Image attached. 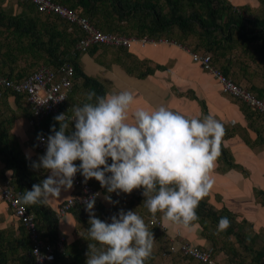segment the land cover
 I'll return each mask as SVG.
<instances>
[{
	"label": "clouds",
	"instance_id": "clouds-1",
	"mask_svg": "<svg viewBox=\"0 0 264 264\" xmlns=\"http://www.w3.org/2000/svg\"><path fill=\"white\" fill-rule=\"evenodd\" d=\"M134 100L129 91L100 96L92 90L86 93L85 103L71 108V116L57 115L59 130L52 126L45 154L32 165L51 174L25 190L21 203L46 204L62 189L71 188L79 172L86 181H99L109 193L131 194L143 188V205L151 213V223L157 213L172 224L198 222L199 204L215 183L223 123L211 113L202 119L189 118L166 106L131 112ZM38 139L44 141L42 135ZM76 161L81 163L76 165ZM106 199L112 202L111 196ZM94 207L93 197L87 202L86 264H146L156 239L144 218L136 211L121 210L109 223L96 217ZM230 224L227 217H221L218 230L225 231Z\"/></svg>",
	"mask_w": 264,
	"mask_h": 264
},
{
	"label": "crops",
	"instance_id": "crops-1",
	"mask_svg": "<svg viewBox=\"0 0 264 264\" xmlns=\"http://www.w3.org/2000/svg\"><path fill=\"white\" fill-rule=\"evenodd\" d=\"M227 2L238 14L259 11L260 7L264 5L261 0H227ZM25 6L26 4L20 2V7L28 11L26 9L28 7ZM28 14L29 11H19L16 16H19L20 19H9L7 23V28L11 32L6 34V43L0 51V75L21 77L44 65L43 63L46 61L45 54L43 50H39L38 45H34L30 50L29 44L32 43L29 42L27 50H21L19 56L10 45L12 40L10 34H13L14 28L16 32L20 30L21 23ZM21 29L26 28L22 27ZM179 31L183 33L179 34L180 38L179 36L175 37L179 42L171 40L172 43L168 44L167 40L166 43H145L144 45L135 42L129 49L100 45V47L92 50L93 52L80 54L79 61L87 76L94 77L102 83L105 94L121 91L131 92L135 97L131 112L141 108L151 111L160 106H166L170 110L177 111L189 118H201L203 111L198 100L204 101L207 114L211 113L224 125L225 135L221 144L227 148L228 154L231 156L230 162L233 163L228 165L223 159H218L213 172L215 183L205 197L207 202L216 208L227 207L234 216L236 223L246 221L243 224V231L249 230V234L256 238L254 241H250V244L246 241L247 245L252 246L251 248L256 251H262L264 242L260 236L264 239V205L261 203V197L255 196L254 190L264 192V144L261 142L264 139V117L252 109V112L246 117L242 107L245 108L244 106L247 105L222 90L217 78L202 64L192 60V50L186 47L184 41L186 31L181 29ZM150 39L155 41L157 38L151 37ZM158 39L165 40L167 38L159 37ZM228 41L226 43L231 47ZM231 49L233 48L231 47ZM231 49L227 50L226 55L219 57L224 61L227 58L226 63L223 62L226 64L223 67L228 68L230 77L234 76L237 79L238 75L232 68L235 62L230 63L228 60ZM201 51L205 50L201 48L198 53L201 54ZM40 62H42L41 65ZM157 65H161L163 68L158 69ZM149 67L155 68V71L143 75ZM261 78L255 76L254 79L261 80ZM80 80L78 79L79 87L76 89L75 86L72 87L73 90L70 93V95L75 94L74 101L79 96L78 92L81 95L88 93L87 88L80 83ZM4 98L1 100L5 102ZM6 100V107L10 108L11 111V115L7 117H13L8 130L10 135L15 138L16 144L27 158L34 161L39 159L42 154L36 147L38 135L36 133L35 137L36 130L29 125L27 120L30 115L28 104L18 100L13 95L7 96ZM68 108L71 107L68 106ZM51 120L49 119V122L45 124L47 129L53 125ZM259 121L262 125L257 124ZM0 170L1 176L3 174L10 175L12 171L5 167V163L1 162ZM34 172L32 167L30 173L38 184L51 174L50 171H47L40 178ZM79 175L85 180L81 173ZM95 187H101L104 191V187L101 185ZM72 190V187L62 189L59 196L50 198L46 204L55 211L57 206L72 193ZM106 197V195L100 196L96 204L103 207L108 206L111 202ZM7 207V203L0 200V228H6L11 223V218L7 217ZM96 207L95 205L93 209L95 214L98 213ZM82 211L85 216L84 219H87L89 223L90 213L87 210V205L82 207ZM162 222V227L165 228L170 240L189 241L200 247L212 246V242L202 235V227L197 222L189 226ZM83 227L72 212L66 213L58 221V233L64 236V242L71 244L76 241L77 250L80 249L82 253H87L85 246L88 245L89 240L87 239L88 236L85 235L88 234V230ZM13 231L17 233L14 228ZM234 240H236L235 237ZM237 244V242L230 243L228 253L225 250H217L219 252L217 254L215 251L218 261L219 256L220 258L227 257L229 263L230 258H233L234 261H231V264H237L235 263L237 260L241 262L245 258L240 253V250L244 249L251 254V263H263V261L258 262L253 249L250 251ZM231 248L235 249V252Z\"/></svg>",
	"mask_w": 264,
	"mask_h": 264
},
{
	"label": "trees",
	"instance_id": "trees-1",
	"mask_svg": "<svg viewBox=\"0 0 264 264\" xmlns=\"http://www.w3.org/2000/svg\"><path fill=\"white\" fill-rule=\"evenodd\" d=\"M51 1L56 4L68 7L69 9L77 12L78 15L87 18L97 30H101L102 32H114L123 34L138 40L144 38L150 39L151 37H155L157 39L164 36L168 37L170 35L169 33H171V30L174 27H177L182 31H188L192 28L193 25H196L201 30L199 36H202V41L205 45V49L203 48V50L205 51H201L200 55L211 54L212 63L222 68L224 73L229 75L228 68L226 66L221 67L215 59L216 57L226 55L227 50L229 48L231 49V47H229L226 43L229 39L228 35L222 37L223 41L222 38L217 39L219 37L218 33L220 34L219 31L221 30V25L217 21L219 14L225 12L226 10H230L234 15L238 14L232 9L231 4H229L227 0H187V6H189L190 8H194V11H191L189 15H186V11L184 10L182 5V0ZM261 1L264 3V0ZM22 3L26 4V6L28 7L27 9L31 13L38 16L55 18L61 24H63L60 25L61 28L59 29H57L54 24L48 26V28H45L46 34L51 40L50 42H55V44L48 43L47 46L45 45L46 65L51 66L54 69H58L61 64H64L66 62L64 61L65 59L61 57H65L67 53L70 52L69 45L74 43L76 44L77 41L83 37L82 31L75 25H68L64 23L53 14L38 13L35 7L30 2ZM2 17L3 15L0 14V19ZM3 18L11 20L20 19V17L16 15L14 17L9 16ZM238 23L241 24L240 21H238ZM227 25L230 24L227 23ZM259 26H261V28H264V21L260 22ZM23 32H26L27 35H30L31 37L33 35H36L35 32L30 31L28 28L21 29L19 35H21ZM188 38L189 36L186 37V39ZM157 39H154V42L157 43L159 40H161ZM189 39L193 38L190 37ZM30 42L32 43L29 44V49L31 50V48H33L34 45L36 46L37 43L32 40H30ZM59 47H62V51L60 53L61 57L57 54V51H59ZM97 47L100 46H92L88 50V52L95 50ZM38 48L40 49L39 46ZM191 50H193L191 52L198 53V51H195L192 48ZM79 55L80 54H76L75 57H71L69 59V61L72 63L70 64L74 67V73L70 78L72 80V87L75 86V89L78 88V79H81L80 83L87 88L88 92L95 90L97 95H105V89L102 83L99 82L96 78L87 76L85 74L79 61ZM157 68L160 69L163 68V66L157 65ZM154 71L155 68L149 67L143 75H146L147 73H153ZM248 89L258 97H261L264 94V88L251 86ZM3 92H9V95L15 96L18 100L23 99L21 94L14 93L10 89H6ZM70 93L66 102L61 106V111L63 113H67L69 116L72 115L71 108L74 105H77L82 101L84 103L86 102V95H81L78 92L79 96L76 98V101H74L73 99L75 94L70 95ZM70 101H72L73 103ZM198 102L203 111L201 117L203 118L204 116L208 115V112L206 110L204 101L198 100ZM71 103L74 105H72ZM68 106H70L71 108H68ZM244 107L245 108L242 107V110L245 113L246 117H248L252 110L248 106ZM255 112L261 114L257 111ZM56 116V114H51L44 119L42 125L39 128V132L41 134H45L47 137L50 134H53L51 131L52 127L47 129V125L45 126V124L49 122V119H52L51 123L55 125L57 130H59V122L54 119ZM12 120L13 117L0 118V162L3 164L5 163V167L12 170L10 173V178L18 187H20L23 191L31 190L33 185L38 184L37 180L34 179L32 174L30 173L32 165L35 161L27 158L23 154L19 146L16 144L15 138L10 135V132L8 130L12 124ZM39 132L37 130V135ZM261 142L264 144V139ZM221 153L222 154L219 159H223L228 163V165H232L233 163L230 162L231 160L229 159L231 158V156L228 154L227 148H225L222 144ZM254 193L256 197H261V203L264 205V192L255 189ZM97 201L98 200H96L95 203H97ZM26 206L35 214V220L41 236L47 238L48 241L54 242L59 236V217H57L56 212L47 204ZM99 206L102 209L103 206ZM82 207L84 206H76L69 212H72L76 217V220L80 222L81 226H84L83 228L88 230L90 226L87 219H84L85 216L83 214ZM197 214L199 216V221L197 223H199L202 227V235L212 242V247L216 251L225 250L228 253V250H230L228 243L230 240L229 236L235 237L238 244H240L247 250H254V248H251L252 246H248L246 242L254 241L256 239L254 235L249 234V230H246L248 234L243 231V224H245L246 221L243 220L241 223H236V221L234 220V216L227 209V207L223 206L221 208H216L212 204L208 203L205 197L199 204ZM95 215L96 217L101 219L100 212L96 213ZM221 217H227L231 221L230 227H228L225 231L218 230V223ZM151 226L157 227V225ZM76 245V241L72 242L71 244H67L66 242H64L63 251H55L56 259L52 264H83L85 255H83L80 249L77 250ZM262 248V251L254 250V252L255 256H257L256 258L258 262L263 261V263L261 264H264V246ZM234 250L235 249H233V252H235ZM0 264H35L34 258L30 255L29 237L22 224L18 226L17 233L13 231V228H0Z\"/></svg>",
	"mask_w": 264,
	"mask_h": 264
},
{
	"label": "built area",
	"instance_id": "built-area-1",
	"mask_svg": "<svg viewBox=\"0 0 264 264\" xmlns=\"http://www.w3.org/2000/svg\"><path fill=\"white\" fill-rule=\"evenodd\" d=\"M18 1L30 2L38 13L53 14L66 24L77 26L83 33V37L75 44V50L80 53H86L92 46L96 45L129 49L135 42H140L143 45L145 43H156L146 38L138 40L123 34L97 30L87 18L51 0ZM166 42L167 40H159L157 43ZM191 56L192 60L202 64L206 70L217 78L222 90L245 103L250 109L261 113L264 117V94L258 97L249 89L234 82L220 67L212 63L211 54L200 55L192 52ZM73 73V65L65 62L58 69L45 64L41 65L21 77L0 75V94L6 89L21 94L29 107L28 123L39 132V128L47 116L63 113L61 106L66 102L71 92L73 85L70 78ZM40 135L44 137V141L38 139ZM46 139L47 136L45 134L38 133L36 147L42 155L46 152ZM78 173L73 180L72 193L55 210L59 218L76 206H86L87 202L93 197L95 201L98 200L102 194L103 189L101 187H94L88 181L82 179ZM23 192L11 180L9 174L0 175V200L7 203L14 218L24 226L30 241V255L34 258L35 264H52L56 259L55 251H63L65 238L63 235H59L54 242H51L41 236L35 220V214L20 201V195ZM150 221H152V218H150ZM150 221L151 225L162 226L161 219L157 217L154 223ZM168 250L171 253L196 260L201 264H220L212 246L200 247L189 241L171 239Z\"/></svg>",
	"mask_w": 264,
	"mask_h": 264
},
{
	"label": "rangeland",
	"instance_id": "rangeland-1",
	"mask_svg": "<svg viewBox=\"0 0 264 264\" xmlns=\"http://www.w3.org/2000/svg\"><path fill=\"white\" fill-rule=\"evenodd\" d=\"M182 5H183L184 10L186 11V15H189L191 11H194V8H190L189 6H187V0H182ZM19 11L28 12L29 10L26 11L22 9L20 7V1L18 0H0V14L3 15V17H9V16L14 17L15 15H17V13H19ZM3 17L0 19V51H2L3 45L6 43V40H7L6 34L8 32H11L7 28V23L9 19L3 18ZM217 21L221 25V31H219L220 34L218 33L219 38H222L228 35V38H229L228 42L233 48L230 51V54H229L230 56L228 57V60L230 63L235 62V65L232 66V68L234 69L235 74L238 75L237 79L239 80L234 78V76L230 78L234 82L236 80L237 84L238 82H240L239 84L240 85L242 84V86L245 87L246 89H248L252 85L256 87L259 86L260 88H264V28H261V26H259V23L264 21V5L260 7L259 11H255V12L252 11L250 13H242V14H237V15L232 14L230 10H226L225 12H222L221 14H219ZM238 21H240L241 24H239ZM227 23H229L230 25H227ZM52 24H54V26L57 29L61 28L60 25H63L55 18L38 16L29 11V14L25 18V20H23V22L21 23L22 26L20 27V30L17 32H14L15 31V28H14L13 34H10L12 35L11 36L12 40H11L10 45L13 47L14 51L19 56L21 54L22 49L26 50L29 47L28 43L30 42V40H34L45 54L46 53L45 45L47 46L48 43L55 44V42H50L51 40L49 39V36L46 34V31H45V28H48V26ZM22 27L28 28L30 31L35 32L36 35H33L31 37L30 35H27L26 32H23L21 35H19V32L21 31ZM180 33L181 31H179V28L174 27L172 28L171 33H169L171 36L170 35L168 37L164 36V38H167L165 40H168V44L172 43L171 40H175L179 42V40H177L175 37L179 36L180 38V35H179ZM200 33H201V30L196 25H193L191 29L186 31L184 41L186 42V47L189 50H191V48L194 49L195 51H199V49L201 48L205 49L204 42L202 41V36L201 35L199 36ZM187 36L195 40L189 39V38L186 39ZM69 48H70V52L67 53L66 51L67 55L65 57L64 56L61 57L60 55L62 51V47H59L58 49L59 51H57V54L61 58L65 59L64 61L71 63L69 59L71 57L72 58L75 57L76 54H81V53L75 50V43L69 45ZM110 48L112 47L110 46ZM215 59H216V62L221 67H223V65H226L225 63H226L227 58L225 61L222 60L220 57H216ZM223 62L225 63L223 64ZM41 63L42 62H40V65ZM43 64H46V61H44ZM255 76L262 77V78L261 80H255L254 79ZM8 93L9 92L7 93L2 92L0 94V118L11 115V111L9 110L10 108L6 107L7 106L6 98L7 96H9ZM3 98L5 102L1 100ZM20 101L24 102V99H21ZM83 103L84 102L82 101L77 105H82ZM257 124L262 125L260 121ZM35 137H36V132H35ZM35 161L36 163H38L39 159ZM111 162L112 161L109 159V164H111ZM74 163L76 165H79L81 162L76 161ZM33 170H35L34 173L40 178H42L45 175V172L48 171L43 168H40L39 170H36L33 168ZM1 174L2 172L0 170V175ZM108 175H111V174L109 173ZM87 181L95 186L101 185L99 181L95 179L94 181H91V180H87ZM143 191L144 189L141 188V189L134 190L131 194L123 193V192L109 193L107 189L104 188V191H102L101 196L102 195L111 196L112 202L108 206L102 207V209L100 208L99 204L95 203V205L97 206L96 207L97 212L101 213V219H103V221H106L109 223H111V217L113 215L118 216L121 210L125 212L129 210L136 211L138 215L144 218L145 222L149 224V228L153 232L154 237L156 239L153 256L151 257L149 261L146 262V264H201L197 262L196 260L190 259L180 254L169 252L168 247H169L170 237L167 234L165 228H163L162 226L154 227V226H151L149 223L150 218H152V216H151V213H149L148 209L143 205L145 201ZM6 212H7V217L11 218V221H10L11 223L7 227L14 228V230L18 232L17 229L20 223L14 218V216L11 213V209L9 207H7ZM156 217L158 219H161V214L157 213ZM85 236L87 237L88 234L86 233ZM229 238L232 239L231 241L229 240L228 242L229 244L237 242L236 240H234V237H229ZM260 238L264 242V239L261 236ZM92 242L94 243V241ZM89 243L87 246H85L87 251H88ZM251 243L254 244V242H251ZM248 244H250V242H248ZM237 245L239 246V244ZM240 251H241L240 253L243 256H245V258L243 257L244 258L243 261L239 262V260H237L235 263L254 264V262L251 263L252 256L249 252L244 251V249H241ZM216 253L218 254L219 252L216 251ZM83 255H85L83 264H86L87 255L86 253H83ZM218 258H219L220 264L229 263V261H227L228 260L227 257L220 258L219 256ZM230 260L234 261L233 258H230ZM231 261L229 264H231Z\"/></svg>",
	"mask_w": 264,
	"mask_h": 264
}]
</instances>
